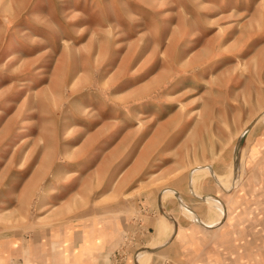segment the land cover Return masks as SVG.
Segmentation results:
<instances>
[{
	"label": "rangeland",
	"instance_id": "374dc122",
	"mask_svg": "<svg viewBox=\"0 0 264 264\" xmlns=\"http://www.w3.org/2000/svg\"><path fill=\"white\" fill-rule=\"evenodd\" d=\"M0 264H264V0H0Z\"/></svg>",
	"mask_w": 264,
	"mask_h": 264
},
{
	"label": "bare ground",
	"instance_id": "6f19581e",
	"mask_svg": "<svg viewBox=\"0 0 264 264\" xmlns=\"http://www.w3.org/2000/svg\"><path fill=\"white\" fill-rule=\"evenodd\" d=\"M84 29L85 28H82L81 30L82 31H84ZM205 169V171H207V172H210V170L207 168V167H205L204 168ZM213 174V173H212ZM213 176H214V174H213ZM215 180V179H214ZM218 182V181H217ZM222 184V183H221ZM225 184H228V183H225ZM232 185H234V180H232ZM223 186H225V185H223ZM227 187V186H226ZM230 188H231V186H230ZM216 198V197H215ZM215 198L214 197H206L205 198V200H206V202H207V204H209L210 205V209L211 210H213L214 212H217L218 213V218L219 217H221L222 216V214H223V209H222V206H221V204L219 203V200H215ZM205 202V201H204ZM221 202V201H220ZM197 222L199 223V224H201L202 226H204V227H210V226H208L206 223V225L205 224H203V223H201L199 220H197ZM152 249V248H151Z\"/></svg>",
	"mask_w": 264,
	"mask_h": 264
}]
</instances>
